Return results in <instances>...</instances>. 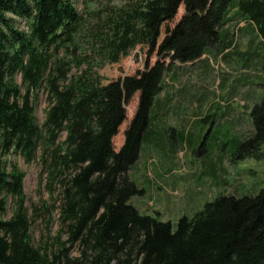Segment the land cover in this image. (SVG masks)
<instances>
[{"label": "trees", "instance_id": "16d2710c", "mask_svg": "<svg viewBox=\"0 0 264 264\" xmlns=\"http://www.w3.org/2000/svg\"><path fill=\"white\" fill-rule=\"evenodd\" d=\"M76 1L0 0V264L68 262L64 252L73 245L72 264H264V186L254 195L218 194L172 229L129 204L141 190L127 175L143 138H154L152 107L172 62L223 53L233 47L239 23L252 24L264 73V0H129L107 10H78ZM180 5L182 14L168 27ZM137 45L157 56L154 63L100 83L86 52L116 62ZM38 89L46 102L40 124L33 114ZM135 93L114 150L112 138ZM249 117L252 130L237 158L264 156V95ZM10 153L25 161L39 153L48 183H57L63 241L56 253L32 243L24 172L5 160Z\"/></svg>", "mask_w": 264, "mask_h": 264}, {"label": "rangeland", "instance_id": "374dc122", "mask_svg": "<svg viewBox=\"0 0 264 264\" xmlns=\"http://www.w3.org/2000/svg\"><path fill=\"white\" fill-rule=\"evenodd\" d=\"M128 1L77 0L75 5L78 10H107ZM182 11L180 5L166 25L172 27ZM17 26L25 29L23 20H17ZM229 27L234 31V26ZM163 31L164 26L157 42ZM260 43L250 27L241 32L236 29L233 47L223 53H205L197 61L172 62L167 68L152 107L155 116L150 125L154 138H143L137 160L127 171L128 178L141 190L129 198V204L141 214L169 222L174 229L181 216L191 217L218 194L254 195L264 186V156L236 157L239 143L252 130L249 110L264 95V73L257 65L262 51L255 52ZM146 51V47L137 45L116 62L101 61L92 58L91 51L86 53L89 62L95 61L91 69L99 75L100 83L105 84L142 70L145 60L152 65L157 56L147 55ZM245 62L253 64L244 68ZM70 71L76 72L75 67ZM37 92L33 114L40 124L46 102L42 91ZM136 101L137 93L125 105V118L112 138L114 150L122 144L123 130L134 113ZM261 151L264 152V144ZM38 154L30 161L17 153L4 158L24 172V204L33 218L32 243L45 247L47 254H51L57 252L58 243L63 241L57 240L63 239L57 217L58 187L57 183H48L46 168L39 162ZM77 251L76 245L68 247L64 255L69 261L60 264H72L70 259Z\"/></svg>", "mask_w": 264, "mask_h": 264}, {"label": "crops", "instance_id": "0c3cea01", "mask_svg": "<svg viewBox=\"0 0 264 264\" xmlns=\"http://www.w3.org/2000/svg\"><path fill=\"white\" fill-rule=\"evenodd\" d=\"M239 25H241V26H239L237 29L241 32V31H246V30H249V28H245L246 27V25L245 24H243V23H239ZM248 27H250L251 28V33L253 34H255V29H254V26L252 25V24H250V26L248 25Z\"/></svg>", "mask_w": 264, "mask_h": 264}]
</instances>
